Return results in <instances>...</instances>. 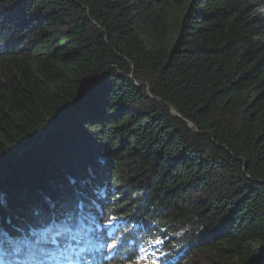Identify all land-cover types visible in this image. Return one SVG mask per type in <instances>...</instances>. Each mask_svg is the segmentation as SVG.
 Instances as JSON below:
<instances>
[{
  "label": "trees",
  "instance_id": "1",
  "mask_svg": "<svg viewBox=\"0 0 264 264\" xmlns=\"http://www.w3.org/2000/svg\"><path fill=\"white\" fill-rule=\"evenodd\" d=\"M80 199L118 218L98 264L153 236L264 264V0H0L3 216ZM5 230V264H45Z\"/></svg>",
  "mask_w": 264,
  "mask_h": 264
},
{
  "label": "snow or ice",
  "instance_id": "2",
  "mask_svg": "<svg viewBox=\"0 0 264 264\" xmlns=\"http://www.w3.org/2000/svg\"><path fill=\"white\" fill-rule=\"evenodd\" d=\"M93 208H98L94 199H80L74 205L65 202L60 208L53 204L50 211L38 212L33 220L17 224L10 218L6 220L0 208V257L3 245L10 239L5 230L8 225L17 232H25L28 240L44 245L40 251L45 256V264H98L88 254L106 246L113 247L102 243L103 229L105 224L111 225L118 218L106 217L103 211L95 215ZM48 245L55 250V255L49 254ZM0 264H5L2 258Z\"/></svg>",
  "mask_w": 264,
  "mask_h": 264
},
{
  "label": "rangeland",
  "instance_id": "3",
  "mask_svg": "<svg viewBox=\"0 0 264 264\" xmlns=\"http://www.w3.org/2000/svg\"><path fill=\"white\" fill-rule=\"evenodd\" d=\"M116 227V223H113L109 225L107 229H103L104 236L112 235L114 233V229ZM132 229V228H131ZM109 243H116V239L113 237L110 239ZM122 244H124V239L122 241ZM126 248L129 246L124 245ZM177 247L168 248L167 245H163L161 240L157 237H154L152 239H148V243L146 246H132L131 247V253L127 255L126 260L130 261L132 264H169V261L172 260L173 256L178 253L179 246ZM108 249L112 247H107ZM53 249V248H52ZM197 247L195 246L193 250L195 251ZM114 248L112 249V251ZM111 251V252H112ZM53 254V252H52ZM92 257L95 258V261L99 260V256L97 252L93 251ZM210 256V253H204V255L198 254V255H191L189 258L188 256L183 257L179 260V263L184 262V264H207L208 258ZM143 257V258H141ZM98 261V262H99Z\"/></svg>",
  "mask_w": 264,
  "mask_h": 264
},
{
  "label": "water",
  "instance_id": "4",
  "mask_svg": "<svg viewBox=\"0 0 264 264\" xmlns=\"http://www.w3.org/2000/svg\"><path fill=\"white\" fill-rule=\"evenodd\" d=\"M130 76L133 78V74H131ZM148 91H149V90H148ZM154 99H158V98L155 97ZM169 109L171 110V112H173L174 115H176V116L180 117L181 119H183V118L177 113V111H176L172 106L169 105ZM183 122H184V123L190 128V129H192L193 124H192L191 122H189V121L186 120V119H183ZM195 130H196V129H195Z\"/></svg>",
  "mask_w": 264,
  "mask_h": 264
},
{
  "label": "bare ground",
  "instance_id": "5",
  "mask_svg": "<svg viewBox=\"0 0 264 264\" xmlns=\"http://www.w3.org/2000/svg\"><path fill=\"white\" fill-rule=\"evenodd\" d=\"M122 254V253H121ZM112 256V255H111Z\"/></svg>",
  "mask_w": 264,
  "mask_h": 264
}]
</instances>
